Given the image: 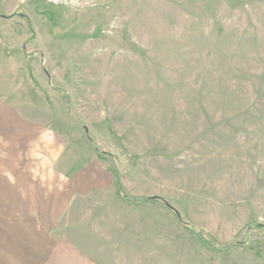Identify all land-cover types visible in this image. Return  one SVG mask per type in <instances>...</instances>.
Wrapping results in <instances>:
<instances>
[{"label":"rangeland","instance_id":"1","mask_svg":"<svg viewBox=\"0 0 264 264\" xmlns=\"http://www.w3.org/2000/svg\"><path fill=\"white\" fill-rule=\"evenodd\" d=\"M67 188L111 264H264V0H0V197Z\"/></svg>","mask_w":264,"mask_h":264},{"label":"crops","instance_id":"2","mask_svg":"<svg viewBox=\"0 0 264 264\" xmlns=\"http://www.w3.org/2000/svg\"><path fill=\"white\" fill-rule=\"evenodd\" d=\"M77 191L65 189V192H70L65 196L67 206L60 209L57 208L59 197L57 194H48L44 197L47 199L45 210L41 205L42 197L35 198L33 195V198L25 195L0 197V264H111V261H105L99 254V250L104 249L103 246L113 245L109 243L113 242L111 239L108 242L100 239L104 238L105 234L100 230V214L96 211L99 207L91 204L99 203L100 197L81 196L75 194ZM111 208L112 206L108 207ZM81 209L83 211L78 212ZM59 215L66 217L59 219ZM74 218L81 219L78 225L82 231L77 228L78 225L70 223L72 219L74 222ZM58 219L59 223L63 219L67 220L66 228L61 235L57 232ZM84 230L93 237L94 246L91 250L96 252L97 259L89 253L90 248L84 246L81 234Z\"/></svg>","mask_w":264,"mask_h":264},{"label":"trees","instance_id":"3","mask_svg":"<svg viewBox=\"0 0 264 264\" xmlns=\"http://www.w3.org/2000/svg\"><path fill=\"white\" fill-rule=\"evenodd\" d=\"M118 182H119V180H118ZM119 186H120V182H119ZM120 193L123 195V192L122 191H120ZM147 200H154V201H160V202H163L171 211H174L172 208H171V206L169 205V204H167L166 202H164V200H162L161 198H159V197H152V198H147ZM175 212V215L179 218V219H181V216H180V214L177 212V211H174ZM186 227L187 228H189V226L188 225H186ZM200 234V233H199ZM204 236V235H203ZM206 244H208V243H206ZM213 245V244H212ZM214 246V245H213ZM219 249V248H218ZM222 248H220L219 249V251H222L221 250Z\"/></svg>","mask_w":264,"mask_h":264}]
</instances>
